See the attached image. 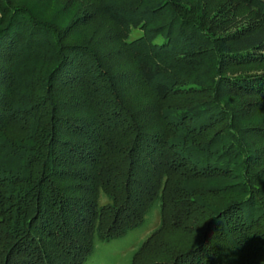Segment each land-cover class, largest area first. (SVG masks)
<instances>
[{
	"label": "trees",
	"instance_id": "1",
	"mask_svg": "<svg viewBox=\"0 0 264 264\" xmlns=\"http://www.w3.org/2000/svg\"><path fill=\"white\" fill-rule=\"evenodd\" d=\"M237 1L252 21L216 37L189 5L182 12L179 0H95L121 31L157 99L176 90L197 95L177 111L162 110L161 128L143 130L144 122L114 88L119 78L108 74L92 36L79 38L71 24L60 29L35 6L0 0V264H83L96 242L138 227L153 204L164 222L169 215L161 194L169 178L159 182L161 188L141 179L153 165L166 167L161 174L172 168L176 175L204 177L225 174L223 166L244 152L243 167L256 168L237 174L226 188L230 195L211 209L212 233L202 231L199 243L167 264H213L206 232L232 246L264 219V116L247 115L251 104L256 109L264 101V0ZM152 16H160L158 24L144 29ZM204 57L213 80L186 81L185 70L207 68ZM229 65L251 67L222 74ZM228 89L231 100L221 97ZM223 120L224 129L207 143L185 145L184 134ZM249 134L261 139L253 151L243 140ZM187 188L178 186V192L189 193ZM195 200L178 197L173 220L191 215ZM257 233L262 256L254 264H264V225Z\"/></svg>",
	"mask_w": 264,
	"mask_h": 264
},
{
	"label": "rangeland",
	"instance_id": "2",
	"mask_svg": "<svg viewBox=\"0 0 264 264\" xmlns=\"http://www.w3.org/2000/svg\"><path fill=\"white\" fill-rule=\"evenodd\" d=\"M15 1L18 4L35 6L45 19H55L58 24L56 25L60 29H65L68 24H71L72 29L76 30L75 34H78L79 38L80 35L92 36L90 39L96 44L98 54L106 60L105 68L108 74L113 78H119L116 80L114 88L121 97L125 98L130 111L134 114L137 113L136 115L139 119L144 122L142 126L143 130L161 128L163 125L162 110L177 111L184 103L190 104L197 97L194 94H187L186 91L179 92L180 90H176L174 95L165 100L157 99L143 81L134 66L132 57H130L123 46L121 31L101 13L99 5L95 0ZM179 2V8H181L182 12H185V6L189 5L191 7L190 14L197 18L201 17L205 25L208 23L216 37L235 32L252 21L251 11L246 9L237 0H179ZM202 9L205 11L204 13ZM222 11L226 12L221 14ZM159 20L160 16H152L148 23H144V29L158 24ZM138 29H132V31H137ZM141 30L143 31V27ZM145 44L144 49L148 46L147 42ZM209 60V57L203 58V63L207 66L206 69L193 72L185 70L182 74L183 76H188L189 79L186 81L202 80L207 84L210 80H213L215 72ZM230 66L224 67L222 74H229L230 72L241 71L251 67L243 66L241 69L240 66H232L231 68ZM230 91L233 93L229 89L225 92L222 91L221 97L231 100ZM237 97L242 100H252L255 98L250 99L246 96ZM256 100H258L257 97ZM259 102V104L256 103V109L251 104L252 108L247 113L250 119L256 116H264V101ZM193 122L189 124H193L191 126L196 129L197 126ZM224 123V120L219 123H210L208 127H202L197 130L193 136L184 134V138L182 137V139L185 140V145L190 144L191 141L199 145L205 144L215 130L224 129ZM97 128V134L99 135L100 127ZM187 136L192 140H186ZM243 140L246 141L248 149L251 151L258 148L255 141L261 142V139L253 134L246 135ZM236 156L237 159H231V162L223 166L225 174L205 175L204 177L176 175L177 172L172 168H167L162 175L161 168L164 166L155 168V165H153L152 170L149 169L148 171L145 168V175L141 179L143 180L145 176L149 177L148 179L153 183L155 182V186L158 188H161L159 187L160 181H163L164 178H169L167 180V188L161 194L167 206V214L169 216L166 217L164 222H161L160 211L153 204L145 215V219L141 225L129 230L124 235H118L120 236H117L118 238L96 242L92 252L83 264H167V261L173 258L179 251L199 243L203 235L202 231L205 229L210 231L207 225L208 214L213 207L216 205L220 206L230 195L228 191L231 188L229 186H231V182H235L239 178L237 174H240L244 170L247 173L249 171H256V168L253 169L252 166L243 167L245 163L242 160L245 159L246 161L244 152ZM140 170L142 171V169ZM144 180L146 181V179ZM129 181H133V179ZM183 185L188 187L189 193L196 197L197 201L195 200L196 203L193 201L191 207L194 212L188 215V217L181 218V222L179 223L173 220L175 218L174 211L178 197L190 196L189 193H185L184 191L178 192V186L183 187ZM227 187L229 189L226 190ZM150 199L152 197L148 200ZM99 202L104 201L100 199ZM262 225H264V219L260 218L256 220L253 228L244 234L243 240L241 242H234L232 246L231 243L229 244L221 239L218 233H213L212 235V231H210V235L212 236L210 239L206 232L203 236L205 245H210V248L215 252V256H213L215 263L213 264H254L256 258L262 256L261 246H256V242H258L257 230ZM48 246L53 252L57 253L56 244L50 242ZM133 255H135L134 259H132Z\"/></svg>",
	"mask_w": 264,
	"mask_h": 264
}]
</instances>
